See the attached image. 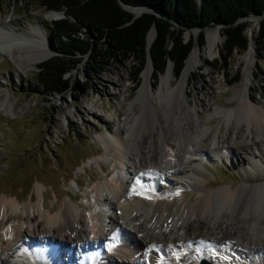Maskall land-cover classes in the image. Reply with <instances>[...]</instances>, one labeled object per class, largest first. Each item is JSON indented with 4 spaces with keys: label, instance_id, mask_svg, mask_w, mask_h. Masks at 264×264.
<instances>
[{
    "label": "bare ground",
    "instance_id": "6f19581e",
    "mask_svg": "<svg viewBox=\"0 0 264 264\" xmlns=\"http://www.w3.org/2000/svg\"><path fill=\"white\" fill-rule=\"evenodd\" d=\"M145 8L128 10L138 14ZM55 15L49 11L43 18L51 20ZM30 32L31 37L16 30L11 18L0 16V39L14 42L0 44V51L22 72L53 52L45 35L39 37V27L31 25ZM205 36L204 56L196 47L190 51L177 84L171 82L169 65L154 91L151 64L147 63L134 100L143 95L149 99L152 112L146 114L147 123L135 125L139 114L132 102L129 113L117 120L114 129L97 135L104 145L102 157L113 155L110 173L115 170L116 174L93 187L85 210L72 199L48 205L40 187L37 201L19 203L17 197L0 195V264H199L214 256L219 261L234 256L248 264L264 263V175L257 171L259 164L253 162L252 168L254 174H261L260 182H245L236 189L208 188L198 161L206 156L207 142L216 152L219 124L228 123L234 111L246 119L249 128L256 127L255 136L264 146V104H254L248 96L253 43L250 40L244 55L247 69L229 101L214 105L208 113L212 102L199 97L191 103L185 90L188 74L200 60L213 57L221 40L215 29H205ZM153 38L151 27L148 46ZM31 41L38 46L29 47ZM27 42L28 50L22 51L19 46ZM0 106L14 111L9 96ZM214 117L219 119L215 128L205 125ZM157 179L168 188L153 195L150 190L158 187ZM188 182L193 186L185 196L181 191ZM193 218L203 229L191 230ZM110 241H114L112 247ZM84 249H88L86 255L81 254ZM100 250L104 251L99 258Z\"/></svg>",
    "mask_w": 264,
    "mask_h": 264
},
{
    "label": "rangeland",
    "instance_id": "374dc122",
    "mask_svg": "<svg viewBox=\"0 0 264 264\" xmlns=\"http://www.w3.org/2000/svg\"><path fill=\"white\" fill-rule=\"evenodd\" d=\"M48 12L34 0H0V16L11 18L16 30L28 35L31 33V25L39 27V37L44 34V41L50 47L46 32L53 19L43 18ZM259 19L255 15H249L242 21L246 23L244 34L247 42L251 40L253 43L248 96L252 103L263 105L264 40L258 36ZM208 28L215 29L221 40L213 57L200 60L188 74L185 90L191 103L199 97L208 98L212 104L207 112L211 113L214 105L226 104L232 96L235 85L247 69L244 55L248 48L234 50L223 67L224 62L220 58L223 37L220 28L212 25L202 29L204 44L199 47L195 42L193 46L202 57L206 43L205 29ZM198 32L195 29L185 31L183 39L186 40L189 36L195 39ZM32 37L38 39L37 35L33 34ZM10 43L14 42L6 38L0 39V44ZM27 44L28 42L19 46L22 51L28 50ZM37 46V42L31 41L29 44L32 49ZM99 59L100 62L93 66L96 72L82 85L83 89L86 87L82 95L79 96L80 83L85 78L84 71L90 65L87 57L66 74L69 75L72 89L46 94L38 91L35 86L36 64L22 72L9 55L0 51V101L9 96L14 104V111H7L0 106V195L9 199L17 197L19 203L30 199L37 201L39 195L36 191L40 187L42 199L48 205L72 199L85 210L86 197L92 194L93 187L115 178V170L110 173L114 168L113 155L110 152L102 157L104 145L97 135L114 129L117 120L129 113L132 102L139 114L135 125L148 122L147 115L152 112L149 99H145L143 95L138 101L134 100L142 81L141 73L151 61L147 56L143 70L135 74V67L130 60L121 61L117 57ZM169 65L171 82L177 84L180 76L175 78L169 61L165 69ZM166 70L154 78L151 64L150 81L154 91L158 90L160 79ZM234 77L238 79L227 84ZM66 115L68 118L65 119ZM218 120V117L211 118L205 125L215 128ZM255 135L256 127L253 125L249 128L246 119L238 116L236 111L232 112L228 123L220 122L216 152L212 150L213 144L207 142L206 156L198 160L202 172L207 176L205 185L208 188L231 186L236 189L245 182L262 181L260 175H264V146L260 145ZM253 162L259 164L257 171L261 174H254ZM108 173L110 176L106 177ZM156 181L158 187L150 190L153 195L165 192L168 188L164 181ZM192 186V182H188L181 193L188 196ZM193 221L191 230L198 232L203 229L198 228L201 226L198 221ZM8 222V227L11 228L13 223L11 220ZM219 259L214 256L210 263L248 264L234 256L223 261Z\"/></svg>",
    "mask_w": 264,
    "mask_h": 264
},
{
    "label": "trees",
    "instance_id": "16d2710c",
    "mask_svg": "<svg viewBox=\"0 0 264 264\" xmlns=\"http://www.w3.org/2000/svg\"><path fill=\"white\" fill-rule=\"evenodd\" d=\"M34 1L44 10L62 11L63 14V17L51 20L47 27L46 35L54 54L35 65V86L46 94L72 89L66 74L84 57L90 65L84 71L79 96L86 89L82 85L96 72L93 66L102 57L130 60L138 74L148 56L154 78L166 70L169 61L177 78L195 42L199 47L204 44L202 30L195 39L190 36L183 39V33L194 27L221 25L223 67L234 50H245L249 45L244 34L246 23L237 22L238 18L249 14L258 16V36L264 40V0H120L130 6L148 3L159 14L143 12L135 18H132L133 12L123 9L118 0ZM151 26L155 35L146 48V36ZM237 79H229L227 84Z\"/></svg>",
    "mask_w": 264,
    "mask_h": 264
},
{
    "label": "water",
    "instance_id": "95a60500",
    "mask_svg": "<svg viewBox=\"0 0 264 264\" xmlns=\"http://www.w3.org/2000/svg\"><path fill=\"white\" fill-rule=\"evenodd\" d=\"M197 1H199V0H197ZM118 2H119V4H120V6L123 8V9H125L126 11H128V12H130L129 10H128V8H132V9H135L137 6H144V7H146L145 9H143V10H141L138 14H133L132 13V18H135V17H137V16H139L141 13H143V12H146V13H153L154 15H156V16H158L159 14L153 9V7L150 5V4H148V3H141V4H138V5H136V6H130V5H127V4H125V3H123V2H121L120 0H118ZM46 11H53V12H56L57 13V15L55 16V17H53L52 19H57V18H60V17H63V14H62V11H57V10H46ZM131 13V12H130ZM60 16H59V15ZM249 15H253V14H249ZM243 17H245V16H242V17H240V18H238L237 19V22H242V19H243ZM257 18H258V16H256ZM217 26V28H220L221 27V25H219V24H217L216 25ZM151 27H153V26H151ZM192 29H195V30H202L203 28H199V27H194V28H191V29H189V30H192ZM50 47H51V45H50ZM52 48V47H51ZM146 48H148V45L146 44ZM191 51V50H190ZM189 51V52H190ZM54 54V51H53V53L51 54V56ZM189 54V53H188ZM50 57V56H49ZM47 59V58H46ZM199 264H211L209 261H206V260H201L200 261V263Z\"/></svg>",
    "mask_w": 264,
    "mask_h": 264
}]
</instances>
